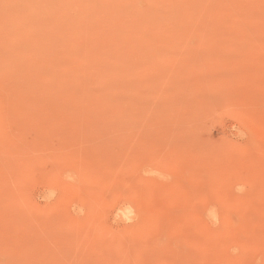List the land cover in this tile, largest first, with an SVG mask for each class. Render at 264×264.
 Listing matches in <instances>:
<instances>
[{"label": "rangeland", "instance_id": "1", "mask_svg": "<svg viewBox=\"0 0 264 264\" xmlns=\"http://www.w3.org/2000/svg\"><path fill=\"white\" fill-rule=\"evenodd\" d=\"M0 264H264V0H0Z\"/></svg>", "mask_w": 264, "mask_h": 264}, {"label": "clouds", "instance_id": "2", "mask_svg": "<svg viewBox=\"0 0 264 264\" xmlns=\"http://www.w3.org/2000/svg\"><path fill=\"white\" fill-rule=\"evenodd\" d=\"M237 191H243V188L242 187H238Z\"/></svg>", "mask_w": 264, "mask_h": 264}]
</instances>
